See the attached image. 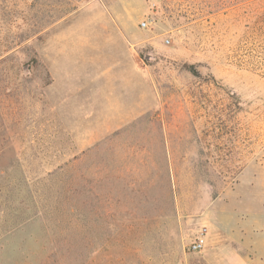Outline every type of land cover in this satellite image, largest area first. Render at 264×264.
Instances as JSON below:
<instances>
[{
    "label": "rangeland",
    "instance_id": "1",
    "mask_svg": "<svg viewBox=\"0 0 264 264\" xmlns=\"http://www.w3.org/2000/svg\"><path fill=\"white\" fill-rule=\"evenodd\" d=\"M262 178L264 0H0V264L257 259Z\"/></svg>",
    "mask_w": 264,
    "mask_h": 264
},
{
    "label": "crops",
    "instance_id": "2",
    "mask_svg": "<svg viewBox=\"0 0 264 264\" xmlns=\"http://www.w3.org/2000/svg\"><path fill=\"white\" fill-rule=\"evenodd\" d=\"M261 182L264 184V178H262ZM261 223L263 226V228H262L263 234H262V240L260 241V243H254L253 244V243H250V241H247L246 243H242L244 247L252 246L254 248L261 247L264 249V213L262 214ZM214 244H215L214 242L209 244V248H214L215 247ZM205 247H206V243H205ZM209 260H210V262L220 260V261H217L216 264H264V251H263L262 256L260 258H257V259L251 258L249 256H240L237 253H231L227 257L215 258V257L211 256V257H209Z\"/></svg>",
    "mask_w": 264,
    "mask_h": 264
},
{
    "label": "built area",
    "instance_id": "3",
    "mask_svg": "<svg viewBox=\"0 0 264 264\" xmlns=\"http://www.w3.org/2000/svg\"><path fill=\"white\" fill-rule=\"evenodd\" d=\"M148 22L146 21L141 22L140 23L141 27L145 29L147 27ZM205 235H206L205 229L201 230L199 234L195 237V239L188 245V251L192 253L202 252L205 248V243H206Z\"/></svg>",
    "mask_w": 264,
    "mask_h": 264
}]
</instances>
